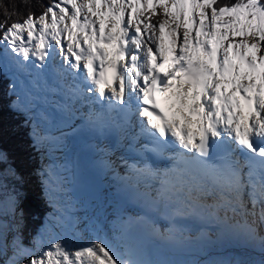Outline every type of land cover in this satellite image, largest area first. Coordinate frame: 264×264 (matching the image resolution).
<instances>
[{
	"label": "snow or ice",
	"instance_id": "obj_1",
	"mask_svg": "<svg viewBox=\"0 0 264 264\" xmlns=\"http://www.w3.org/2000/svg\"><path fill=\"white\" fill-rule=\"evenodd\" d=\"M216 5L217 0H58L39 16L30 11L23 20L0 23V45L11 51L22 74L60 56L63 100L55 108L70 120L76 102L94 98L101 104L88 121L99 131H119V146L133 157H120L129 197L148 211L163 209L169 240L187 239L181 222H191L201 236L215 226L264 244V55H258L264 49V0ZM149 7L153 14L162 9L165 19L144 24V35L140 17ZM9 88L17 95L11 107L27 116L38 97L23 84L17 92L15 81ZM162 102H171V116ZM42 118L51 122L47 113ZM30 135L34 147L42 143L35 130ZM161 161L170 166L160 167ZM37 175L51 204L52 173ZM25 183L0 149L3 264H164L144 258L142 227L159 229L140 214L122 217L111 243L99 236L79 244L48 239L47 223L26 243Z\"/></svg>",
	"mask_w": 264,
	"mask_h": 264
},
{
	"label": "rangeland",
	"instance_id": "obj_2",
	"mask_svg": "<svg viewBox=\"0 0 264 264\" xmlns=\"http://www.w3.org/2000/svg\"><path fill=\"white\" fill-rule=\"evenodd\" d=\"M128 11L131 12V9H129ZM93 19H95V17H93ZM140 19L144 22L141 24L142 34L146 35V33H144V24L153 23L158 25L165 19V17L163 15V10L159 7L156 10V14H153L151 8L149 7L146 11L143 12ZM197 19H199L198 16ZM224 19H228V17H225ZM67 23L71 24V21H67ZM172 26L174 27V25ZM151 31V29H148V32ZM155 32L156 37H158V27L155 29ZM180 36H183V28L180 29ZM230 39L233 38L230 37ZM234 39L236 41H239L243 39V37H234ZM227 43L228 41H225V44ZM258 55H264V49H262L261 52L258 53ZM60 65L61 58L59 55H57L54 61L50 60V63L48 65L49 71L44 68L36 69L33 67L29 69L28 73L22 74L17 71L13 55H11V53L9 52L3 53L1 55L0 75H11L17 84V92L21 90V86L23 84L25 88L30 89L34 93V95L38 97V99L35 101L36 107L32 112H30L33 113V128L42 140V143L38 145V159H42L43 162L46 161L47 168L52 173V197L60 201L61 206L59 207V209L64 211L60 212V210H58L59 215L55 213L56 219L60 223L57 229L54 227L53 230H50V232L47 234V238L51 239L53 237H61L66 240H72L77 244L87 243L86 238L91 237V239H93L95 235L92 229L96 230V228H100L103 224L106 226L104 231L97 233V235L100 238L106 239L108 242H110L114 236V232L116 231V229L114 230L112 227L114 221L116 220V214L112 209V202H110V199L112 198L108 195V193L104 195L106 196V199H104V204L99 202L97 199L89 198V194L87 192L89 182L95 183V180L91 178L90 174L84 176L81 173L82 177L74 182L75 178L73 179L65 175V172L55 163L56 157L54 150L55 147L59 145V141L56 137H54V133L58 130L65 129V127L71 121V119L66 120L62 116V114L55 108V104L58 102H62L63 100L60 89H57V86L59 85V82L57 81L59 79L57 72L60 68ZM51 72L55 75L54 78H49L50 74L48 73ZM29 81L38 82V86L36 88H31L28 84ZM53 89H55L56 91L54 92ZM73 109L78 111L79 113H82L84 117L88 118L89 105H83L81 108L80 106L74 104ZM44 113H47L49 117H51V122L46 121L42 118V114ZM45 137L47 138L45 139ZM115 159L119 162L120 166V156H115ZM77 166L78 170L83 172L82 164L79 163V165ZM89 178H91V180ZM76 183L80 184V186L77 187ZM58 185L62 186V191L60 192L57 191ZM86 196H88V198H86ZM87 199L90 200V203L88 204L86 203ZM91 205L93 206V211L88 210V207H90ZM61 216L63 217V219H60ZM52 224L56 225V222H52ZM160 224L161 231L167 235L168 226H166V224L162 222H160ZM44 227L45 224L41 225L40 227H36L34 231L37 232ZM148 229L151 231L150 227H148ZM221 231L226 236V233H224V231L226 230L221 229ZM184 235L188 238L184 239L182 237H179L175 240H167L163 247L166 257L171 256L172 258L173 255L183 256L178 259V261H176V259L173 260L175 264H190L193 259L197 258H202L201 264H231V260H235L233 258V255L224 250H221L222 247L220 245L211 243L206 239L205 236H201L199 235V233L191 236L187 235L186 231ZM155 236V234L150 233V235L146 237L148 241L154 245L155 250L159 251L162 246L161 243L155 239ZM216 236H212L213 238H215L214 240H219L220 243L222 240V243L226 242L228 247L234 245L229 241H225L220 234L218 235L220 236V238H216ZM260 236H264V229L260 230ZM243 243L245 245L240 242L236 243L248 248L247 251H243L241 253V255L245 258V261L243 263L264 264V244L261 243V240L259 238L258 240H256L253 238L245 237V239H243ZM225 253L227 254L226 256ZM221 255L223 258H221ZM211 257L213 258V260L210 259ZM0 264H3L2 258H0ZM167 264H170V261L167 262Z\"/></svg>",
	"mask_w": 264,
	"mask_h": 264
},
{
	"label": "bare ground",
	"instance_id": "obj_3",
	"mask_svg": "<svg viewBox=\"0 0 264 264\" xmlns=\"http://www.w3.org/2000/svg\"><path fill=\"white\" fill-rule=\"evenodd\" d=\"M155 40L156 37H153ZM168 37H165V42L167 43ZM101 47H104V45H101ZM49 63L44 67L47 71H49ZM43 71V70H42ZM49 78H54L55 75L51 72ZM59 82V85L61 83L60 77L57 80ZM59 85L57 86V89L59 90ZM61 92V91H60ZM239 95V94H238ZM76 105L82 106L85 103V101H78L75 103ZM97 103H94L93 110L97 111L98 106ZM84 112V111H82ZM74 115L71 118V121L69 124L65 127V129L58 130L54 133V137H56L59 141V145L55 147V163L56 165L61 168L65 175L75 178L76 182L79 178H81V173L86 175H93L94 177H91L95 180V183L89 182L88 185V194L89 198L97 199L99 202L104 204V199H106V195H108L112 198L110 199V202H112V209L115 211L116 214V220L114 221L112 227L115 230L117 226L119 225L120 219L122 217H126L131 214V211L133 212H139L140 214L146 215L150 221H155L156 228L159 229L158 233H154L151 229V231L148 229V225H144L141 229V237H142V243L143 245H151L153 248V251L151 249L150 251V260L153 261H162L164 264H167V262L170 261V264H175L173 260L180 259L181 255H173L166 257L165 256V250H164V244L169 240L167 238V235L161 231V224L160 222L166 224L168 226L169 221L165 219L164 211L163 209H159L157 211H148L144 208L143 203L140 201L133 200L129 197V193L127 191L126 185L129 183L124 179L126 175V169L121 164L119 166V162L115 159V156H124L126 159L133 158L130 153L126 150V147H120L117 143L116 146L112 147L114 145L107 143L106 141L98 142L91 139L88 135L85 134V128H87L86 124H80L83 117L78 111L73 109ZM73 119V122H72ZM118 131V130H117ZM118 142L120 141V133L118 131ZM68 149L70 151L69 155H64V151ZM63 150V151H62ZM79 163L82 164L83 172L78 170ZM119 167V168H118ZM73 169V170H72ZM91 178H89L91 180ZM72 179V180H73ZM83 183V182H82ZM83 189V187H82ZM101 195V197H100ZM88 198V196H86ZM87 204L90 203V200H86ZM106 201V200H105ZM106 204V203H105ZM99 206V205H98ZM100 207V206H99ZM88 210L93 211V206L91 205L88 207ZM96 220V219H95ZM158 221V222H157ZM105 225H101L100 228L92 229L95 233L94 237H97V233L103 232L105 229ZM188 227L187 235H196L198 233L197 230ZM214 227V226H213ZM208 229H211L210 231H207V234L205 235L206 239L209 240L211 243H215V245H220L222 248L221 250H224L231 255H233V258L235 260H231V264H244L245 258L241 255L243 251H247L248 248L236 244L237 242L243 243V239H245V236L234 234L229 231H224L226 233V236L229 238H234L235 242L234 245L228 247L226 242L221 243L219 240H214L212 236H216V238H220L218 236L219 234L222 236H225L220 228L217 227H210ZM148 233V234H147ZM150 233L155 234V239L158 240L161 243L162 248L157 251L155 250V247L152 243H150L146 236L150 235ZM144 238V239H143ZM223 238V237H222ZM258 240V237L255 238ZM87 242L91 240V237L86 238ZM113 241H110V243ZM208 242V241H207ZM219 243V244H218ZM247 243V242H246ZM236 244V245H235ZM149 245V246H150ZM245 245V244H244ZM258 245V244H257ZM203 246V245H202ZM252 248V247H251ZM227 254L225 253V256ZM209 256V255H208ZM221 258L222 255H221ZM213 260V258H210ZM172 260V262H171ZM202 258L193 259V261L190 264H201ZM226 260V258H225ZM224 260V261H225ZM221 263V262H220ZM230 263V262H229ZM227 264V263H225Z\"/></svg>",
	"mask_w": 264,
	"mask_h": 264
},
{
	"label": "trees",
	"instance_id": "obj_4",
	"mask_svg": "<svg viewBox=\"0 0 264 264\" xmlns=\"http://www.w3.org/2000/svg\"><path fill=\"white\" fill-rule=\"evenodd\" d=\"M58 2V0H0V23L7 21L10 25L16 20H23L31 11L36 16H39L44 7ZM235 0H217V7L230 5ZM10 15L6 16L5 12ZM2 36V32H0ZM7 52L3 45H0V58L3 53ZM12 55V53H11ZM14 82V79L9 74L0 75V149L6 151L18 170L24 175L26 183L24 191L26 199L24 207L27 218V229L25 232L26 240L37 232L36 227L47 223L50 230L56 229L59 226V221L56 219V214L61 203L58 199L50 197L52 203H48L45 199L41 177L37 172L47 168L46 161L38 159L39 146H33V138L30 135L33 128V113H28L27 116L15 111L12 107V101L17 99L15 93H10L9 85ZM49 170V169H48ZM60 212H64L60 210ZM56 213V214H55ZM52 222H56L53 225Z\"/></svg>",
	"mask_w": 264,
	"mask_h": 264
},
{
	"label": "water",
	"instance_id": "obj_5",
	"mask_svg": "<svg viewBox=\"0 0 264 264\" xmlns=\"http://www.w3.org/2000/svg\"><path fill=\"white\" fill-rule=\"evenodd\" d=\"M70 154V151L68 150V149H66L65 151H64V155H69ZM92 177H93V175H92Z\"/></svg>",
	"mask_w": 264,
	"mask_h": 264
}]
</instances>
